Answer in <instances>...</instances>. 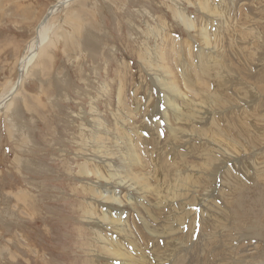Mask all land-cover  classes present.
<instances>
[{
    "label": "rangeland",
    "instance_id": "374dc122",
    "mask_svg": "<svg viewBox=\"0 0 264 264\" xmlns=\"http://www.w3.org/2000/svg\"><path fill=\"white\" fill-rule=\"evenodd\" d=\"M60 1L0 0V100ZM45 23L48 40L0 110V264H122L102 249L112 242L136 264H264V0H72ZM187 103L199 121L176 118ZM135 136L175 195L107 181ZM203 148L209 164L196 159ZM97 189H127L142 208L121 203L110 227Z\"/></svg>",
    "mask_w": 264,
    "mask_h": 264
},
{
    "label": "bare ground",
    "instance_id": "6f19581e",
    "mask_svg": "<svg viewBox=\"0 0 264 264\" xmlns=\"http://www.w3.org/2000/svg\"><path fill=\"white\" fill-rule=\"evenodd\" d=\"M69 1H72V0H61L59 3H64V5L67 3V2H69ZM203 4H206V2H202ZM201 3V4H202ZM202 4V5H203ZM63 5V6H64ZM208 6V5H207ZM210 6V5H209ZM221 6V5H220ZM62 7V6H61ZM203 7V6H202ZM211 8V7H210ZM217 8V7H216ZM202 9H204L205 11H207V7H205V8H202ZM178 10V9H177ZM214 10V9H213ZM49 11H51V13L53 12V13H55V9H50ZM48 11V12H49ZM58 11V10H57ZM56 11V12H57ZM215 11V10H214ZM218 11V10H217ZM216 12V11H215ZM221 12H222V10H221ZM230 13V12H229ZM53 15V14H52ZM51 15V16H52ZM50 15H48L47 16V19L45 20V22L50 18L49 17ZM177 16H178V18L180 19V20H182V22H183V24L185 25V26H187V29L188 30H194V26L191 24V19H190V17L188 16V15H185L183 12H179V11H177ZM217 16V15H216ZM45 22H41V24L39 25V32H38V36H37V39H36V42H35V44H34V47L30 50V52H29V55H28V57L22 62V66H21V68H20V74H21V76H20V79H19V82H18V84L16 85V90H14V88L15 87H13L12 88V90L6 95V97H4L3 99H1L0 100V110H3L2 108L4 107V106H6L7 105V103H8V101H9V99L11 98V97H13L14 96V94L16 93V91L18 90V87L22 84V82H23V80H24V77H25V75H26V69H25V64L26 63H28V61L30 60V59H32L33 57H35L36 55H37V53H38V49H40L41 48V46H42V43L43 42H45L46 40H48L47 38H48V32L45 30V26H46V23ZM208 30V29H207ZM199 36H202L201 35V33L199 34ZM198 36V37H199ZM243 36H245V34L243 35ZM246 37V36H245ZM201 38V37H200ZM205 39V38H204ZM218 40V39H217ZM201 42H202V40H201ZM208 42V41H207ZM207 42H203L207 47H209V45H211L210 43H207ZM250 45V44H249ZM245 48H246V46H244ZM249 49V48H248ZM247 49V50H248ZM202 54V53H201ZM210 56V55H209ZM216 61V60H215ZM219 62V61H218ZM216 63H217V61H216ZM215 62H214V64L212 65V69H211V67H205L203 70H202V72L204 73V75H208V74H210L211 73V70H215V69H218V70H220L221 68L216 64ZM23 64H24V66H23ZM210 64V63H209ZM200 65L202 66V68L204 67L201 63H200ZM221 65H222V63H221ZM211 66V65H210ZM223 66V65H222ZM221 66V67H222ZM191 67V66H190ZM189 67V68H190ZM193 67V66H192ZM224 67V66H223ZM201 68V69H202ZM199 69V68H198ZM206 69H209V70H206ZM211 69V70H210ZM194 70V69H193ZM231 71H233V70H231ZM230 71V72H231ZM183 72V71H182ZM193 72V71H192ZM200 72H201V70H200ZM197 73V72H196ZM171 74V73H170ZM186 74V73H185ZM202 74V73H201ZM234 74H236V73H234ZM188 75H189V73H188ZM197 76H198V74H196ZM195 75V77L197 78V76ZM200 75V74H199ZM203 75V76H204ZM212 75V74H211ZM194 76V75H193ZM192 77V76H191ZM196 78H188V79H191V80H188V79H186V82H185V84L188 86V84H190V86L191 85H193V84H195L194 83V81H195V79ZM219 78H221V77H219ZM223 79H224V77H223ZM200 79H198V81H199ZM172 84H174V87H175V89L176 90H179V87L176 85V83H175V81H173V82H171ZM200 83V82H199ZM198 83V84H199ZM238 83V82H237ZM197 84V83H196ZM200 85V84H199ZM233 86V85H232ZM14 90V91H13ZM190 102H192V101H190ZM196 106H198V105H195V107H193L192 106V104H186L185 105V107H186V109L189 111V114H178L177 116H176V118L179 120V121H185V117H190L189 118V121L191 122V120H193V121H199V119L195 116V113L198 111V108H196ZM6 109V108H5ZM140 113V112H139ZM139 113H138V115H139ZM135 114V113H134ZM130 115H132L131 113H130ZM190 115V116H189ZM130 119H131V121L133 120V115H132V117H130ZM253 119H255L256 121H260L261 119H263V117H253ZM233 121H234V119H232ZM130 121V120H129ZM127 123H128V121H127ZM192 123V122H191ZM231 123V122H230ZM234 123V122H233ZM242 124V123H241ZM240 125V124H239ZM238 125V126H239ZM233 126H234V124H233ZM243 126V125H242ZM186 127H188L189 129H192V130H196L197 129V127L196 128H191V126H190V124L189 125H186ZM244 127V126H243ZM227 128V127H226ZM233 128V127H232ZM234 128H235V126H234ZM236 128H238V127H236ZM240 128V127H239ZM245 129V128H244ZM243 129V130H244ZM248 130V129H247ZM237 132L239 131V130H236ZM242 131V130H241ZM178 132H180V136L179 137H181V140H186V138H188V137H186L185 135H184V132L183 131H181V130H179L178 129ZM235 132V131H234ZM247 133V132H246ZM233 134H235V133H233ZM251 133H247L246 135H245V137L246 136H249ZM244 134H242V136H243ZM252 135H253V133H252ZM237 136V135H236ZM241 136V137H242ZM238 137H239V135H238ZM256 137H257V135H256ZM124 138H126V137H124ZM172 139H168L167 141H169V140H176V136H174V135H172V137H171ZM251 138V137H250ZM258 138H260V137H258ZM262 138V137H261ZM146 139V138H145ZM251 139H253V138H251ZM257 139V138H256ZM131 141H130V146H129V142H128V138H126V142H123V144L125 145V148L128 150V155H129V157H128V160L126 161V163H124V164H118V166H119V169H116L115 171H110L109 173H108V176H107V181H115L116 182V184H118V183H120L119 181L117 182V180H119V179H121V182H124L125 180L127 181L128 179H130V181H131V185H134V186H138V185H144V186H146V185H148V187L151 189V191L153 190V188H155L154 189V192H153V194H156L157 196V198H164V197H166L167 195H169V193L170 194H174L175 195V192L174 191H171V189L169 188V187H167V190H166V192L164 193V192H162V190H161V187H159V185H161L162 184V181L165 179L164 177L162 178L161 177V175H160V173H159V171H160V169L159 168H161V169H163V168H165L166 166L164 165V164H160L159 166H158V160H157V158L156 157H154V155H152V158H150V160L148 161V158H149V156H147V148L146 147H144L143 145H142V143H140V141L138 140V139H136V136L134 137V139H130ZM134 141H136L137 143H135ZM147 143V145H148V140L146 141ZM256 142V141H255ZM257 142H259L258 140H257ZM253 143H254V139H253ZM199 149V148H198ZM208 149L209 148H203V149H201L200 150V152H199V154H197V156L196 157H198V158H196V159H198L202 164H205V163H208L209 164V161H210V152L208 151ZM111 150V149H110ZM99 151V150H98ZM213 151H217V149H215V150H213ZM142 152H144V154H145V156L144 157H146V159H145V161H144V163H143V161H141V157H142ZM209 152V153H208ZM98 153V152H97ZM101 153H104V152H101ZM104 154H107V155H114L113 153H112V151H107V153H104ZM102 155V154H101ZM114 156H117V155H114ZM119 158H123L122 156H118ZM202 158V159H201ZM113 159H115V158H113ZM154 164V165H153ZM141 165H145V167H146V174H145V172H144V170H142L141 172H139V174H135L133 171L134 170H137V171H139L140 170V168H141ZM187 166H188V164H186ZM170 169H172V170H175L176 168L174 167V166H168ZM204 167V166H203ZM107 168H109V163L107 164ZM125 168H127V171L128 172H131V175L129 176V174H127L126 172H125ZM108 170V169H107ZM154 172H155V174H154ZM85 177H88L89 175H90V173H91V170H90V168H89V166L88 165H85V166H83V169H82V172H81ZM153 178L156 180H158V181H160V183H157V184H155L154 185V183H153ZM156 180V181H157ZM126 183V182H125ZM156 183V182H155ZM99 185V184H98ZM114 185V184H113ZM122 186V185H121ZM125 187H127L128 188V190H129V188L130 187H133V186H127V185H124ZM114 187V186H113ZM118 187V186H117ZM116 187V188H117ZM124 187V188H125ZM159 187V188H158ZM188 189V188H187ZM119 190V189H118ZM130 190H133L134 191V189H130ZM141 190L143 191L142 192V196H143V194H146L147 192L144 190V188H142V189H140V192H141ZM105 190H99V189H97V192L94 190L93 191V194H95V196L97 197V199L98 200H100L101 199V201H103V202H109V201H112V207H114V211H110V209L108 210V209H105L104 210V213H103V215H104V217H106V215H109L111 218H109L110 219V227H113V225H119V226H121L122 225V222H123V219H119V218H121V215H119V214H117V213H115V210H117L118 209V207H119V209H121L120 208V204L121 203H129V204H131L132 205V207H134V209H141L142 208V204L140 203V201H139V199H138V197H135V196H132V195H130V193L127 191V189H124L123 191H122V193H121V197H118V193H113V194H107V195H105ZM135 192V191H134ZM172 192V193H171ZM120 193V192H119ZM140 195V194H139ZM177 195V194H176ZM137 196V195H136ZM154 196V195H153ZM179 197L182 199V198H184L185 196H184V194H182V195H179ZM155 199V198H154ZM203 200H205V198L203 199ZM203 200H201L200 202H203ZM114 201H117V202H119V204H116V203H114ZM193 205H194V203H192ZM158 205V204H157ZM86 206V205H85ZM154 206V205H153ZM123 207V206H122ZM125 207H126V205H125ZM156 207V206H155ZM165 207H167V206H165ZM88 209V208H87ZM129 209V208H128ZM154 209H156V208H154ZM152 210H153V208H152ZM128 211V210H127ZM143 212H144V210H142ZM84 212V211H83ZM121 212V211H120ZM136 212V211H135ZM152 212V211H151ZM151 212H149V210L147 209V211L145 210V213L146 214H148V215H151L152 217H154L155 215H153V214H151ZM168 212V211H167ZM172 212V211H171ZM140 213V212H139ZM156 213H157V211H156ZM85 215V214H84ZM125 215V214H124ZM127 215V214H126ZM138 215V214H137ZM158 217V216H157ZM146 218V217H145ZM156 218V217H155ZM116 219H119V220H116ZM154 219V218H153ZM137 220V219H136ZM143 220V219H142ZM155 220H157V219H155ZM154 220V221H155ZM138 223V222H137ZM142 223V222H141ZM143 223H145V221L143 222ZM147 223V222H146ZM144 225V224H143ZM140 227V226H139ZM144 227V226H143ZM142 227V228H143ZM156 227V226H155ZM95 228V227H94ZM93 228V229H94ZM115 228V227H114ZM110 230V229H109ZM116 230L118 231L119 229H118V227L116 228ZM120 231V230H119ZM168 229H166V231H164V234H168ZM158 233H159V231H158ZM156 234V233H155ZM154 234V235H155ZM97 235H99L100 237H98V239L100 240H102V241H105V239H107V237H105L102 233H100V234H98L97 233ZM97 235H95V236H97ZM106 235V234H105ZM153 235V234H152ZM155 236H159V235H155ZM151 237V236H150ZM160 237V236H159ZM96 238L97 237H95V240H96ZM109 238V237H108ZM113 238H115V237H113ZM153 238V237H152ZM155 238V237H154ZM156 238H158V237H156ZM161 238V237H160ZM97 239V240H98ZM150 239V238H149ZM163 239V238H162ZM108 240V239H107ZM109 240H110V238H109ZM152 240V239H151ZM110 241H112V240H110ZM116 241V240H115ZM117 241H118V239H117ZM106 242V241H105ZM108 242V241H107ZM156 242V241H155ZM154 242V243H155ZM158 242H162V241H158ZM100 243H101V241H100ZM104 243V242H103ZM112 244H113V242H112ZM112 244H109L108 243V246H106L105 248H102V249H107V252L108 253H110V254H112V255H114V256H116V257H120V258H122L123 257V262H120V263H122V264H133V263H135L136 264V262H135V259H133V262L131 263L130 261H129V259H131V256L129 257V256H127L126 255V253H123V250H122V248H121V245H119L120 243H117V244H115L114 246H112ZM141 248V247H140ZM144 249V248H143ZM142 249V250H143ZM151 250V249H150ZM144 251V250H143ZM166 254V253H165ZM172 254V253H171ZM140 257V256H139ZM151 257V256H150ZM171 258V257H170ZM179 259V258H178ZM150 260V259H149ZM148 260V261H149ZM162 260H164V259H162ZM168 260V259H167ZM172 260V259H171ZM139 261V260H138ZM148 261H146V260H144V259H142L141 261H140V264H146ZM178 261V260H177ZM176 261V262H177ZM130 262V263H129ZM167 262H169V261H167ZM172 262V261H171ZM173 263V262H172ZM168 264V263H167ZM174 264V263H173ZM176 264V263H175Z\"/></svg>",
    "mask_w": 264,
    "mask_h": 264
},
{
    "label": "water",
    "instance_id": "95a60500",
    "mask_svg": "<svg viewBox=\"0 0 264 264\" xmlns=\"http://www.w3.org/2000/svg\"><path fill=\"white\" fill-rule=\"evenodd\" d=\"M63 5H64V3H57L56 5H54L53 7L55 8H57L56 10H55V12L57 11V10H59V9H61L62 7H63ZM62 6V7H61ZM65 6V5H64ZM53 14V12L51 13V11H49L48 13H47V15L45 16V18H44V20H43V22H45V20L47 19V16L48 15H50L49 17H51V15Z\"/></svg>",
    "mask_w": 264,
    "mask_h": 264
}]
</instances>
